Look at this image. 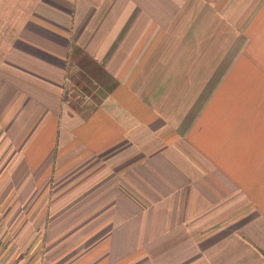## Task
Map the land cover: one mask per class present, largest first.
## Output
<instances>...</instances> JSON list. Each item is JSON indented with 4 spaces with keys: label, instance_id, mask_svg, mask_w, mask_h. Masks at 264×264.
<instances>
[{
    "label": "crops",
    "instance_id": "1",
    "mask_svg": "<svg viewBox=\"0 0 264 264\" xmlns=\"http://www.w3.org/2000/svg\"><path fill=\"white\" fill-rule=\"evenodd\" d=\"M0 140V248L264 264V0H0Z\"/></svg>",
    "mask_w": 264,
    "mask_h": 264
},
{
    "label": "rangeland",
    "instance_id": "2",
    "mask_svg": "<svg viewBox=\"0 0 264 264\" xmlns=\"http://www.w3.org/2000/svg\"><path fill=\"white\" fill-rule=\"evenodd\" d=\"M71 78L74 82L75 80H79L81 85L85 86L87 89V92H85L86 94L80 90H74L71 92L70 102L75 105H82V103H85L86 101L85 105L88 104L89 107L93 106L94 100H99L100 96L103 95L105 91L104 88L106 87V83L102 81L103 77L88 73L87 69L79 72H73ZM71 88L75 89L72 84ZM76 91L79 94H76ZM6 152L7 147L0 144V154H5ZM1 244L4 245L5 248H0V255L6 264H39L38 258L29 257L26 242L17 241L12 243L13 245L10 247H6L5 242H1ZM22 255L24 257H22Z\"/></svg>",
    "mask_w": 264,
    "mask_h": 264
},
{
    "label": "built area",
    "instance_id": "3",
    "mask_svg": "<svg viewBox=\"0 0 264 264\" xmlns=\"http://www.w3.org/2000/svg\"><path fill=\"white\" fill-rule=\"evenodd\" d=\"M0 264H6L2 258V256L0 255Z\"/></svg>",
    "mask_w": 264,
    "mask_h": 264
}]
</instances>
